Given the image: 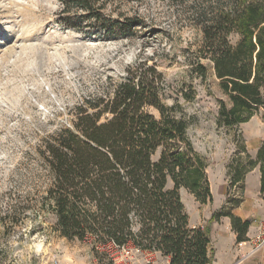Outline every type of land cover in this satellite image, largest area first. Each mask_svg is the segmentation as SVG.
Returning a JSON list of instances; mask_svg holds the SVG:
<instances>
[{"label": "rangeland", "instance_id": "obj_1", "mask_svg": "<svg viewBox=\"0 0 264 264\" xmlns=\"http://www.w3.org/2000/svg\"><path fill=\"white\" fill-rule=\"evenodd\" d=\"M230 1L104 0L93 6L101 7L96 20L73 0H0V264H112L106 249H92V237L59 235L55 216L42 206L52 182L42 151L58 129L71 125L77 105L104 96L127 67L142 61L163 72L162 101L190 120L188 136L207 163L215 199L201 205V214L220 211L224 193L236 207L241 191L230 184L228 165L253 160L245 142L264 127V106L246 122L218 126L219 101L230 103L211 66L201 79L191 64L202 46L200 17ZM125 17L136 26L128 28ZM116 21L124 24L106 31L103 25ZM179 193L193 213L199 202L184 188Z\"/></svg>", "mask_w": 264, "mask_h": 264}, {"label": "trees", "instance_id": "obj_2", "mask_svg": "<svg viewBox=\"0 0 264 264\" xmlns=\"http://www.w3.org/2000/svg\"><path fill=\"white\" fill-rule=\"evenodd\" d=\"M73 1L99 20L101 7L93 6L104 0ZM200 18L202 46L192 70L204 79L210 65L230 103L219 101L218 126L246 122L264 106V0H231ZM125 20L128 28L136 26L133 17ZM122 23L103 26L113 32ZM234 34L238 39L231 42ZM164 87L157 64L142 61L127 67L104 96L77 105L71 125L45 142L42 155L52 182L42 206L55 216L60 236L92 237L94 250L109 242L131 244L168 257V264H209V236L189 226L179 193L184 188L201 204L212 201L207 163L188 136L190 120L163 103ZM256 165L264 193V140L255 160L228 165L230 184L241 187ZM223 209L211 219L230 217L236 241L246 239L250 222Z\"/></svg>", "mask_w": 264, "mask_h": 264}, {"label": "crops", "instance_id": "obj_3", "mask_svg": "<svg viewBox=\"0 0 264 264\" xmlns=\"http://www.w3.org/2000/svg\"><path fill=\"white\" fill-rule=\"evenodd\" d=\"M250 134L251 135L246 138V150L251 155V158L255 160L258 147L264 140V127L259 126ZM233 187H235V185ZM239 190L241 194L238 199L236 198V207L230 208L232 205L228 206L227 203L231 202L232 199L230 198L231 196L224 193L223 195L227 198L225 199L224 197V201H219V207L217 208H230V214L242 220H248L250 225L245 234V238L248 239L255 235L258 219L264 218V193L260 192L259 165L254 166L246 173ZM212 197L214 198L213 195ZM201 205L203 204L199 203L193 213L187 212L189 226L200 227L205 230L209 236L211 249L209 264H232L238 255V251L235 248L236 234L232 230L230 217L221 216L218 220H212L211 217L214 211L211 212L208 210L206 215L205 213L201 214L202 211H205L200 209ZM213 210H216V208ZM155 256L156 258L160 257L162 264L169 263L168 257L161 256L158 253H156ZM244 264H264V247L256 255L247 259Z\"/></svg>", "mask_w": 264, "mask_h": 264}, {"label": "built area", "instance_id": "obj_4", "mask_svg": "<svg viewBox=\"0 0 264 264\" xmlns=\"http://www.w3.org/2000/svg\"><path fill=\"white\" fill-rule=\"evenodd\" d=\"M263 247L264 218L258 222L257 230L253 237L235 243L238 255L232 264H244L247 259L256 255ZM103 248L107 250L112 264H156V259L152 252L142 251L131 244L119 246L109 242ZM53 264H59V261L54 259Z\"/></svg>", "mask_w": 264, "mask_h": 264}]
</instances>
